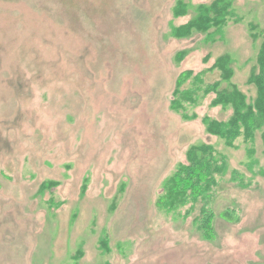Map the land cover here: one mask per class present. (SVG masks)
Wrapping results in <instances>:
<instances>
[{
  "label": "rangeland",
  "instance_id": "rangeland-1",
  "mask_svg": "<svg viewBox=\"0 0 264 264\" xmlns=\"http://www.w3.org/2000/svg\"><path fill=\"white\" fill-rule=\"evenodd\" d=\"M212 1L0 0V264H264L261 131L228 147L202 123L231 115L213 96L188 118L170 107L179 75L223 54L255 95L249 25L264 27V0H232L241 21L218 41L171 36ZM200 144L228 170L208 202L174 215L159 204L164 183ZM202 208L212 240L196 226Z\"/></svg>",
  "mask_w": 264,
  "mask_h": 264
},
{
  "label": "trees",
  "instance_id": "trees-1",
  "mask_svg": "<svg viewBox=\"0 0 264 264\" xmlns=\"http://www.w3.org/2000/svg\"><path fill=\"white\" fill-rule=\"evenodd\" d=\"M173 9L175 17H179L187 12L188 5L179 1ZM231 21H241L235 13L232 0H213L208 5L196 6L195 15L186 24L174 27L171 36L183 39L195 33H203L205 41L215 42L222 39L224 29ZM249 32L252 39L260 40L256 64L247 79V85L255 89L254 96H248L233 82L234 60L229 54H223L207 70L196 74L193 71L182 72L176 82L170 105L172 110L188 118V110L195 109L206 97L213 96L210 106L230 109L231 115L225 121L205 116L202 123L209 135L221 139L228 147H233L239 137L245 144H252L258 131H261L264 142V27L259 29L258 26L250 24ZM183 55L184 52L178 53L177 59L180 60ZM213 74L217 78L211 81L208 77ZM195 117L192 114L190 118ZM248 153L252 155L253 149H248ZM249 158V168L252 170L256 160ZM227 170L226 157L213 146L194 145L187 152L186 164L179 165L165 181L164 194L159 204L175 215L187 205L194 206L200 200L206 203L217 187L219 178ZM232 175L236 179L235 174ZM201 211L196 226L205 239L212 240L214 213L206 209ZM231 212L224 210L221 215L227 220H233L235 217H232Z\"/></svg>",
  "mask_w": 264,
  "mask_h": 264
}]
</instances>
